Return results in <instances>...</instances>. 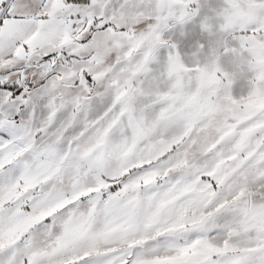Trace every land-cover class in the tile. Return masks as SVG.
<instances>
[{
	"label": "snow or ice",
	"instance_id": "1",
	"mask_svg": "<svg viewBox=\"0 0 264 264\" xmlns=\"http://www.w3.org/2000/svg\"><path fill=\"white\" fill-rule=\"evenodd\" d=\"M0 264H264V0H0Z\"/></svg>",
	"mask_w": 264,
	"mask_h": 264
},
{
	"label": "rangeland",
	"instance_id": "2",
	"mask_svg": "<svg viewBox=\"0 0 264 264\" xmlns=\"http://www.w3.org/2000/svg\"><path fill=\"white\" fill-rule=\"evenodd\" d=\"M241 90H242V82H237L233 87V94L239 95L241 94Z\"/></svg>",
	"mask_w": 264,
	"mask_h": 264
}]
</instances>
